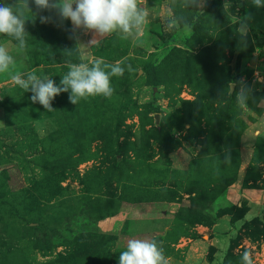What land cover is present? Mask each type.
I'll return each instance as SVG.
<instances>
[{"label": "rangeland", "instance_id": "rangeland-1", "mask_svg": "<svg viewBox=\"0 0 264 264\" xmlns=\"http://www.w3.org/2000/svg\"><path fill=\"white\" fill-rule=\"evenodd\" d=\"M0 3L13 4L14 10L19 9L22 12L26 27V42L27 35H29L54 48L58 46L54 55L56 64L41 63L33 66L27 51L18 47V41L0 35V44L9 50L15 60V64L10 66L8 72L0 74V194L6 200L0 205V257L1 252L8 245L6 252L10 250L11 256L14 257L17 254L18 259H26L29 264H55V260L59 258L58 254H68L73 247L75 249L78 246L83 247L89 253L96 249L104 251L105 248L100 242L104 233L97 227L98 220L94 218L93 211L88 208L85 200L88 194L95 197L94 193L98 190L102 191L100 193H104V186L110 174V179L113 178L110 186V194L113 198L116 199L118 195H124L136 202L141 199L149 200L153 198L150 197L151 195L154 196L153 193L147 195L141 190H132L131 187L133 185L131 183L137 184L141 181V176L146 174V178L148 173H152L143 170L144 164L160 165L161 159L158 158L161 157L159 155L162 154L161 149L164 146L150 133H143L140 117L136 112L121 124V129L126 133L118 138V143L124 147L122 150L124 157L117 155V159H120L118 163L121 164L116 167L113 174L109 170L110 163L107 162L105 152L102 150L103 141L95 140L89 144L91 158L77 166L69 167L66 178L58 183L55 190L49 192L41 187L44 178H51L48 173L50 162H57L61 158L60 153L63 150L58 151V148L54 147L58 144L57 132L61 127L57 117L52 115V112H47L39 103L26 106L23 100H19L17 96L24 90L13 85L10 77L15 73L25 76L28 73H35L38 76H51L58 84L60 81H56L55 78L61 79V76L67 71V65L79 62L81 55H84L88 61L102 57L108 63L120 62L122 65H130L132 68L131 71L126 70L121 77L111 78L114 88L113 95L116 93L118 99L108 101L103 96H90L82 99L83 102H87L85 104L87 108L96 112L97 107L101 109V106H106L109 103L115 105L119 101L127 102L130 106L140 110L141 113H147L148 117L144 119L151 124H146L145 128L149 129L152 121L158 123L163 121L168 114L182 109L184 106L182 100L194 99L195 92L199 89L201 82L196 87L185 82L181 85L176 83L174 85L179 86V91L170 96L165 85L156 88L145 83L146 79L143 77L144 73L141 69L142 64L150 59L156 64H161L170 49L177 47L189 56L200 55L204 69L210 70L215 66L207 65V63L214 62L216 54L223 53V56L229 60L228 64L235 77V81L229 83L228 93L230 94L234 90L233 85L238 90L241 81L244 84L249 81L250 91L246 102H250L249 104L254 102V93H259L263 99L258 104L261 111L243 108L246 103L242 106L248 127L241 135L239 142L240 165L237 179L214 202H205L206 209L201 206L202 203L200 205L191 204L190 195L183 193L182 198L186 194L185 205L178 207L174 213V219L177 218L176 213L181 212L179 209L188 207L209 211L210 215L214 216L219 212L221 206L227 203L229 206L230 204L236 205L228 199L227 193L234 199V191L240 186L241 188H255L264 191V43L261 47H256L249 54L240 57L237 52L230 54L227 44L225 46L219 40L226 22L235 25V28L242 32L240 25L248 14H251L252 18L248 21L247 30L242 33H248L251 36L256 33L264 35V7L256 8L251 5L249 0H206L204 9L199 10L195 3L185 7L183 0H147L151 9V18L150 23L145 26L140 36L125 38L120 33H114L101 38L95 46L80 47V44H87L92 39V33L79 31L78 39H70L71 33L68 31L72 27L70 20L63 21L61 26L54 13L40 12L31 3L30 8H23L22 0H0ZM40 15H51L52 21L41 23ZM168 18L175 19L180 27L168 31L166 27ZM38 52L39 50L36 51V53ZM188 69L195 74L202 71L201 65L199 69H195L193 66ZM140 70L141 72H139ZM135 71L138 72L135 76L137 80L131 81L134 79ZM141 76L142 78H140ZM234 92L236 94V91ZM30 106L31 108H29ZM150 107L157 108L158 112H152ZM128 111L125 110L122 113L127 114ZM172 135L176 141L180 142V146L168 154L169 159L173 161H171V168L173 167L178 172L187 171L192 159L197 157L200 146L187 137L185 130H180ZM112 142L114 143L113 140ZM43 144L49 145L51 148L45 152L44 148L46 147ZM86 144L88 149V141ZM28 146L37 152L31 151ZM79 146V142L75 143L72 149H70L71 146H68L65 153L68 152L76 160L81 153ZM55 154L57 155L55 156ZM174 157L177 161L173 159ZM37 163L38 165H36ZM98 164L102 168L101 173L97 171ZM178 164L179 167L176 168ZM41 167H45L46 171H43ZM243 181L245 186L250 184V187H244ZM169 182L173 184L172 177ZM200 182L204 183L203 180ZM152 183H155V180ZM191 184L192 187H199L196 181ZM186 185L183 184V187ZM24 192H26L25 195ZM32 194L35 195L33 201L30 196ZM247 196V201H249L251 196ZM99 198L100 201L96 204V208L104 207L106 205L104 202L109 196L99 194ZM240 198L234 200L238 201ZM257 200L258 198L255 199L257 208L252 212L255 214L260 212L257 217L263 220L264 201L261 204V200L260 202ZM121 201L123 200L119 201V205ZM244 205H247V202L241 199L237 207L243 209ZM15 206L21 207L20 209H30L32 214L39 213L37 227L29 230L27 236L24 235L20 238L18 235L22 233V230H24V234L26 232L24 229L25 220L23 215H20L21 213L14 211ZM114 207L116 208V205ZM258 207L260 208L258 209ZM25 216L30 217L29 214H25ZM182 216L183 226L187 229L188 236H180L174 243L168 241V246L173 249L171 256L166 257L168 264H173L169 263L173 259L184 260L192 242H195L192 251L196 260L179 264H243L242 256L245 251L251 253L253 264H264V239L248 236L247 229L242 228V219L235 220L229 214H222L211 223H205L208 219H204L203 223H191L189 218L195 219L194 215H189L188 212ZM223 216L228 218L225 223L220 222V218ZM217 223L219 225L214 229L217 239L212 238L214 234H210L209 239L203 241V234L210 233L212 225ZM11 231L14 237L13 235L9 236ZM194 233L197 234V237H192ZM164 236L165 234L161 238ZM186 237L193 241L187 244ZM183 238L184 241H182ZM36 239L44 247L51 246L50 249L34 248L33 243ZM177 244L181 245L177 246ZM160 245H162L161 241ZM110 246L111 250L122 248L118 247L116 243ZM111 257L112 253L108 257L109 259L102 257L101 260H98L101 264H107ZM110 264L113 263L110 262Z\"/></svg>", "mask_w": 264, "mask_h": 264}, {"label": "trees", "instance_id": "trees-1", "mask_svg": "<svg viewBox=\"0 0 264 264\" xmlns=\"http://www.w3.org/2000/svg\"><path fill=\"white\" fill-rule=\"evenodd\" d=\"M226 23L227 24L222 28L219 40L224 43L225 46L227 44V49L230 54L237 52L238 56L242 57L249 54L256 47H261L263 45V34L256 33L252 36L248 33L244 34L236 29L235 25L228 22ZM65 34L67 35V33ZM27 36V46L24 49L29 55L31 65L37 66L41 63L50 65L56 64L54 55L58 46L54 48L52 45L37 41L29 35ZM64 45L68 47L65 43ZM37 50H39L38 53H36ZM223 55V53L216 54L214 62L210 61L207 63V65L215 66V68L210 70L204 69L200 60V55L189 56L177 47L170 49L161 64H156V62L151 59L145 61L141 66L142 72L144 73L143 77L146 79L145 83L156 88L165 85L166 91L170 96L179 91V86L177 87L174 85L176 83L181 85L185 82L196 87L197 84L201 82L199 89L195 92L194 99L182 100L181 102L184 105L182 109L168 114L163 121L161 120L158 123L152 121V125L149 129L145 128L146 124H151L144 119L148 117L147 113H141L140 110L130 106L127 102L119 101L115 105L109 103L106 106H101V109L97 107L96 112H93L87 108L85 105L87 102H83L82 99L74 105L69 101L68 97L70 93H60L52 101V107L55 110L52 111V115L57 117L61 127L57 132L58 144L54 147L58 148V151L63 150V152L60 153L61 158L57 162H50L51 166H49L50 168L48 167V173H50L51 178H44L41 182V187L45 191L49 190V192L53 189L55 190L59 185L58 183L66 178L70 169L69 167L77 166L79 163L91 158L89 144L95 140L103 141L102 150L105 152L107 162L110 163L109 170H111L113 174L116 167L121 164L120 162L118 163L120 159H117V155H122L124 157L122 151L124 147L118 143V138L124 136L126 133L125 130L121 129V124L127 117L132 116L136 112L139 114L143 133H150L153 138L160 141L164 146L161 149L162 154L159 155L161 157L158 158L159 160L161 159L159 162L160 165H153L154 168H151L153 167L151 164H144L143 170H147L153 174L148 173L146 178V174H144V176H141V181L139 183H131L133 184L131 185L133 188L132 190H141L142 193L147 195L153 193L154 196H150L153 197L150 198L151 200L161 199L166 201H180L182 194L188 193L190 195L191 204L200 205V203H202L201 206L206 209L205 202H214L220 197L221 193L237 179V172L240 165L239 142L241 135L248 127V122L243 115V108L261 111V107H258V104L262 96L259 93H254L255 101L251 104H249L250 102H246L243 108L237 103L234 90L232 93H228L229 83L235 81V77L234 73H232L231 66L228 64L229 60ZM200 65L202 71L199 74H195V72L188 69L192 66L195 69H199ZM137 73V71L134 72V79L131 81L137 80V78H135ZM140 78H142V76ZM55 80L60 81L58 78H55ZM57 85H59V83ZM245 85L250 91V82H246ZM31 95L32 93L30 91H24L17 97L19 100H23L26 106L29 104H37L32 103L30 99ZM115 98L118 99L116 93L110 98H107V100L111 101ZM29 108H31V106ZM150 108L152 112H158L157 108ZM125 110H129L127 114H125V112L122 113V111ZM185 125H188V127H185ZM8 128L10 129L11 127ZM180 130H185L187 137L191 139V141L197 142L200 149L197 157L192 159L193 161H191L188 170L178 172L173 169V167L171 168V160L168 154L180 146V142L176 141L172 135ZM87 141L88 149L86 144ZM78 142L80 143L79 148L81 153L80 157L75 160L68 152L65 153V151L68 146H71L70 149H72L75 143L78 144ZM43 146L46 147L44 148L45 152L51 148L49 145L43 144ZM28 149L37 152L30 147ZM51 152L53 153V151ZM57 154H55V156ZM36 165H38V163ZM41 169L46 171L45 167H41ZM97 169L99 173L102 172V168L99 167V164L97 165ZM171 177L174 181L173 184L169 182ZM110 178L111 174L106 180L107 183L104 186V193H100L102 191L98 190L94 193L97 198L91 197L90 194L86 197V204L88 208L92 209L93 216L96 220L115 214L118 211V203L120 200L133 201L131 198L124 195H118L116 199L113 198L110 194V186L113 178ZM154 180L155 183H152ZM200 180H203L204 183H201ZM195 181L199 184L198 188L192 187L191 183ZM183 184H187L189 187H186L187 185L183 187ZM242 184L244 187H250V184L245 186L244 181ZM23 194L25 195L26 192ZM99 194L108 195L109 198L104 202L106 204L104 207L101 206L96 208V204L100 201ZM30 196L32 197V201L35 200V195L32 194ZM5 202L6 200H4L3 196L0 194V205ZM115 205L116 208L114 207ZM246 206L247 205H244L243 209H241V207H237V205L230 204L229 206L227 203L221 206L219 212L214 216L210 215L209 211H202V209H198L197 207L181 208L179 209L181 212L176 213L177 218L173 220L172 226L166 231L165 236L163 238H161V236L157 238L154 237L152 240L156 241L158 247L163 248L165 257L171 256L173 249L168 246V241L174 243L180 236H188V231L183 226L182 216L183 214H188V212L189 215L195 216V219L189 218L191 223H203L205 222L204 219H208L205 223H211L216 221L220 215L229 214L235 220H243L242 228L247 229L248 236L262 237L264 239V219L261 220L259 217L245 219L244 215L248 210V206ZM20 208L15 206L14 211L16 213H21V216L23 215L25 220L24 229H26V232L24 234V230H22V233L18 235L19 238L24 235L27 236V232L35 229L39 223V213L36 212L32 214L30 209ZM25 214H29L30 217H26ZM12 235L14 237L11 231L9 236L11 237ZM192 237H197V234L194 233ZM101 238L100 242H102L105 248L104 251L96 249L89 253L81 246L75 249L73 247L68 254H58L59 258L55 260V264H101L99 260H101L102 257L109 259L108 257H110L111 253V260L108 261L107 264H110V262L118 264L120 252L124 251L125 248H119V250L110 249V245H114L117 238L114 234L104 233ZM160 241L162 245H160ZM8 246L1 252L0 264H29L26 259H18L17 254H15L14 257L11 256L10 250L6 252ZM33 247L40 250H49L51 246L44 247L43 244L39 243L36 239L35 243H33ZM14 250H16V248H14Z\"/></svg>", "mask_w": 264, "mask_h": 264}, {"label": "clouds", "instance_id": "clouds-1", "mask_svg": "<svg viewBox=\"0 0 264 264\" xmlns=\"http://www.w3.org/2000/svg\"><path fill=\"white\" fill-rule=\"evenodd\" d=\"M256 8L264 7V0H249ZM30 3L40 11L54 13L63 25V21H71L70 39L76 38L79 31L91 32L92 39L80 47L95 46L101 38L120 33L125 38L140 36L145 26L150 23L151 9L147 0H22L23 8H30ZM196 4L199 10H203L206 0H183L185 7ZM251 14L246 15L241 22L240 30L245 32ZM41 23H49L52 16L40 15ZM167 30L173 31L180 26L175 19H167ZM0 35H4L18 41L20 49L26 48V27L22 12L14 10L13 4L0 3ZM15 64L9 50L0 44V74L9 71ZM131 71L130 65H122L120 62L108 63L102 57L88 61L81 55L77 63H69L67 71L61 76L59 85L51 76H38L28 73L12 74L10 80L13 85L24 91L32 93V103H39L47 112L55 111L52 101L60 93H70V103L76 105L81 99L90 96H103L110 98L114 93L111 78L121 77L125 71ZM236 91L237 103L243 106L248 98L249 89L243 81L239 89L233 85ZM243 264H253L251 253L245 251L242 256ZM118 264H168L163 248L158 247L156 241L132 238L127 240L125 250L120 252Z\"/></svg>", "mask_w": 264, "mask_h": 264}, {"label": "crops", "instance_id": "crops-1", "mask_svg": "<svg viewBox=\"0 0 264 264\" xmlns=\"http://www.w3.org/2000/svg\"><path fill=\"white\" fill-rule=\"evenodd\" d=\"M173 159L177 161L176 157H174ZM178 167L179 164L176 165V168ZM237 188L238 189L234 191L235 195H233V198H242H240L238 201H235L229 196V193H227L228 199L232 200L231 202L236 205L240 204L241 199H244L247 202L248 210L244 216L245 219L259 216L260 212H257L255 214L252 212V210L257 208L255 199L258 198L257 202H260L261 200V204L262 201H264V197H262L264 196V191L262 189L255 188H241V186ZM247 195L251 196L249 201H247ZM185 202L186 194H184L181 202L166 201L161 199L140 200L136 202L123 200L120 202L118 211L115 214L98 220L97 227L102 233L116 235L117 238L115 243L118 247L125 248L127 240L132 238H142L152 241L154 237L162 236L166 233V231L169 229V226L172 224L175 211L178 209V207L185 205ZM259 208L260 207H258V209ZM227 220L228 218L224 216L220 218V222L222 221V223H225V221ZM218 225V223L212 225V227L210 228L211 232L207 233V235L203 234V241L208 240L210 234H214L212 235V238L217 239L215 235L216 231H214V229ZM205 235L206 238H204ZM186 238L188 240L187 244L193 241L191 238ZM184 240L185 239L183 238L182 241ZM193 244H195V242H192L189 245L184 260L173 259L172 262L170 261L169 263H188L189 260H196L194 252L192 251ZM180 245L181 244H177V246ZM199 260L201 259L199 258Z\"/></svg>", "mask_w": 264, "mask_h": 264}, {"label": "water", "instance_id": "water-1", "mask_svg": "<svg viewBox=\"0 0 264 264\" xmlns=\"http://www.w3.org/2000/svg\"><path fill=\"white\" fill-rule=\"evenodd\" d=\"M139 72H141V70Z\"/></svg>", "mask_w": 264, "mask_h": 264}]
</instances>
